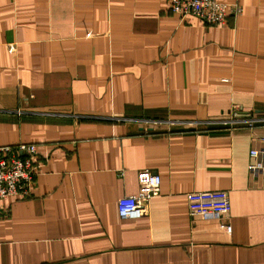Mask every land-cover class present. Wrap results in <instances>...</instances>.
<instances>
[{
	"label": "crops",
	"instance_id": "crops-1",
	"mask_svg": "<svg viewBox=\"0 0 264 264\" xmlns=\"http://www.w3.org/2000/svg\"><path fill=\"white\" fill-rule=\"evenodd\" d=\"M226 24L169 0H0V146L35 145L32 196L0 202V264H264V0ZM160 177L137 220V174ZM225 192L226 218L187 195Z\"/></svg>",
	"mask_w": 264,
	"mask_h": 264
},
{
	"label": "built area",
	"instance_id": "built-area-1",
	"mask_svg": "<svg viewBox=\"0 0 264 264\" xmlns=\"http://www.w3.org/2000/svg\"><path fill=\"white\" fill-rule=\"evenodd\" d=\"M169 12L179 20L193 16L205 26H223L228 13L239 14L238 4L227 5L217 0H169ZM218 125L222 128L253 129L264 128V117L250 115L246 117L233 114L222 119ZM259 146L249 151L247 170L255 176L264 172V136ZM35 145L18 144L0 146V202L7 197L28 199L35 183L39 165L34 162ZM138 192L136 196H127L117 201L118 217L122 220H137L144 216L147 202L158 196L160 177L149 171L141 170L137 174ZM188 215L191 218H226L229 215V199L225 192L191 193L187 195Z\"/></svg>",
	"mask_w": 264,
	"mask_h": 264
}]
</instances>
